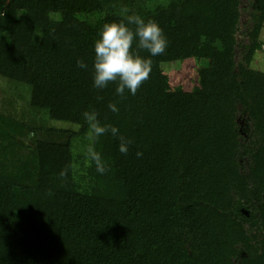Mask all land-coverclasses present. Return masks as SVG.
<instances>
[{
  "label": "trees",
  "instance_id": "obj_1",
  "mask_svg": "<svg viewBox=\"0 0 264 264\" xmlns=\"http://www.w3.org/2000/svg\"><path fill=\"white\" fill-rule=\"evenodd\" d=\"M123 9L168 45L156 57L134 45L150 75L120 96L93 87L91 65ZM263 29L264 0H0V75L78 126L0 110V264H264ZM189 59L203 63L194 86L172 85L164 65ZM85 113L128 153L110 132L93 138ZM88 135L104 174L91 159L75 169Z\"/></svg>",
  "mask_w": 264,
  "mask_h": 264
},
{
  "label": "clouds",
  "instance_id": "obj_2",
  "mask_svg": "<svg viewBox=\"0 0 264 264\" xmlns=\"http://www.w3.org/2000/svg\"><path fill=\"white\" fill-rule=\"evenodd\" d=\"M122 13L123 19L105 23L94 40L92 82L96 89H105L110 83H115L117 95L124 96L126 91L136 95L138 89L149 78L151 69L150 60L139 55L135 49L146 50L150 56L156 57L166 52L168 41L162 28L154 20L145 19L139 14H127V9H123ZM77 67L87 70L89 65L81 58L77 60ZM109 108L113 112L118 111L115 104H110ZM85 119L89 121L93 138L110 132L120 141V153H128L132 142L120 136L117 127L100 126L88 113H85ZM136 155L140 157L143 153L137 151ZM89 156L95 162L98 173L104 174L108 171L98 152L90 149Z\"/></svg>",
  "mask_w": 264,
  "mask_h": 264
},
{
  "label": "rangeland",
  "instance_id": "obj_3",
  "mask_svg": "<svg viewBox=\"0 0 264 264\" xmlns=\"http://www.w3.org/2000/svg\"><path fill=\"white\" fill-rule=\"evenodd\" d=\"M261 38L264 42V29ZM202 64V62L189 59L184 63L165 64L164 69L169 74L172 85L183 84L186 88H191L197 80V71ZM252 66L264 71V46L262 50L256 53ZM30 98L31 87L29 85L12 81L0 75V110L18 117L38 118L39 122L50 127L77 129L78 126L74 123L54 120L50 117L48 111L32 108L29 105ZM90 149H93L90 135L74 141L75 169L79 174L87 172L90 164Z\"/></svg>",
  "mask_w": 264,
  "mask_h": 264
}]
</instances>
